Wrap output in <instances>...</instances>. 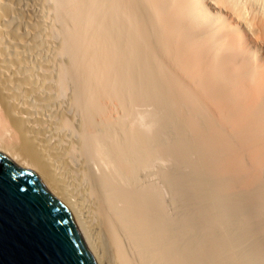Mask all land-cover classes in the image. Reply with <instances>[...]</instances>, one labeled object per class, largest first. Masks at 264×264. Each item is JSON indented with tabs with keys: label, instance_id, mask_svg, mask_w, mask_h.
Here are the masks:
<instances>
[{
	"label": "bare ground",
	"instance_id": "bare-ground-1",
	"mask_svg": "<svg viewBox=\"0 0 264 264\" xmlns=\"http://www.w3.org/2000/svg\"><path fill=\"white\" fill-rule=\"evenodd\" d=\"M0 152L95 264H264V0H0Z\"/></svg>",
	"mask_w": 264,
	"mask_h": 264
},
{
	"label": "water",
	"instance_id": "water-1",
	"mask_svg": "<svg viewBox=\"0 0 264 264\" xmlns=\"http://www.w3.org/2000/svg\"><path fill=\"white\" fill-rule=\"evenodd\" d=\"M0 264H95L65 206L1 152Z\"/></svg>",
	"mask_w": 264,
	"mask_h": 264
},
{
	"label": "rangeland",
	"instance_id": "rangeland-1",
	"mask_svg": "<svg viewBox=\"0 0 264 264\" xmlns=\"http://www.w3.org/2000/svg\"><path fill=\"white\" fill-rule=\"evenodd\" d=\"M167 194H168V196H169V193H166V199L170 197V196L168 197V196H167ZM166 201H168V202H167L168 209H169V210H170V209H172L171 205H170V204H168V203H171V202H169L170 200H169V199H167ZM169 205H170V206H169ZM170 211H171V210H170Z\"/></svg>",
	"mask_w": 264,
	"mask_h": 264
}]
</instances>
